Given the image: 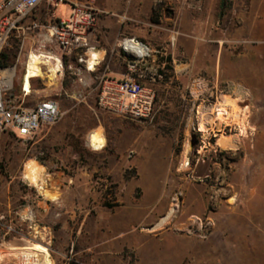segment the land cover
<instances>
[{
    "label": "rangeland",
    "instance_id": "374dc122",
    "mask_svg": "<svg viewBox=\"0 0 264 264\" xmlns=\"http://www.w3.org/2000/svg\"><path fill=\"white\" fill-rule=\"evenodd\" d=\"M220 2L183 1L201 27L185 28L178 41L167 36L180 29L175 18L157 29L148 61L158 72L166 64L160 61L170 56L173 69L153 86V121L120 116L92 97H69L65 90L73 82L67 77L46 76L36 83L26 105L56 98L63 110H75L52 125L54 132L40 145H33L38 134L24 139L7 132L0 138V264H24L21 258L40 254L45 245L53 264H103L104 246L124 238L118 233L127 227L214 234L225 244L221 264H245L246 231L256 236L264 229L257 221L264 216L259 215V209L264 213V33L245 25L246 17L261 19L250 15L251 0H226L225 8ZM60 11L66 14V4ZM20 79L21 73L15 83ZM197 80L205 84L200 94ZM225 100L233 101L226 106L231 113L246 119L244 130L240 120L218 116ZM200 106L211 121L207 128L197 123ZM224 136L238 144L223 147ZM28 164L39 170L43 187L25 178ZM42 198L51 207L47 217L36 214ZM217 217L232 222L213 232ZM51 220L55 223L47 225ZM24 241L32 247L11 252L10 246H28ZM234 241L229 251L226 245ZM245 251L250 260L257 258L254 249ZM125 253L132 264L131 252Z\"/></svg>",
    "mask_w": 264,
    "mask_h": 264
},
{
    "label": "crops",
    "instance_id": "0c3cea01",
    "mask_svg": "<svg viewBox=\"0 0 264 264\" xmlns=\"http://www.w3.org/2000/svg\"><path fill=\"white\" fill-rule=\"evenodd\" d=\"M77 1L84 3L92 1L102 11L97 26L89 33L90 42L95 46V69H87L84 63L77 62V56L75 55L73 56L74 69L67 70L58 79L67 77L69 80H72V88L65 90V94L69 97H92L97 99L99 105V98L101 93L104 92L106 85L130 75L140 77L146 87L155 91L153 86L157 85L158 79L154 77L156 73L152 71L154 65L148 59L155 51L153 40L156 37L157 29L163 28L165 21L167 22L169 19L175 18L176 26L180 28L178 31L174 30L175 33H168L167 36L170 40L171 37L172 39L176 37L175 40L178 41L180 34L185 33V28L196 31L201 27L197 16L183 5V1L185 0ZM66 6L67 11L63 16H67L70 11V5L66 4ZM45 8L46 5L43 4L38 11V17L43 20L47 18ZM249 10L251 12L250 15H257L261 19L254 21L253 18L246 17L245 25L249 27L252 33H264V0H251ZM257 16L256 18H258ZM124 38L139 41L149 52L147 58L137 61L136 72L129 65L131 55L123 48ZM135 48H138L140 52L146 51L145 48L139 45H136ZM160 68L159 66L158 71ZM61 109L63 110V108ZM71 110H75V107L63 111L64 113H69ZM53 132V126H42L36 133L38 135L33 145L47 142ZM259 198L260 196L256 201L261 205L262 199ZM47 201L44 198L39 200L38 206L40 207L36 210V214L39 212L40 215L44 214L46 217L48 216L51 207ZM50 201L52 202L54 199ZM14 210L15 208L11 205L9 209L10 214L15 213L16 211ZM27 210L29 211V208ZM259 215H264L260 209ZM260 218L257 219L258 224L260 225L261 222L264 224V216ZM231 222V218H214L213 232L217 227L220 228ZM53 223L55 222L51 220L47 222V225L52 226ZM35 226H40L37 221ZM41 227L42 229L46 228V225ZM47 228L51 232L50 226H47ZM261 231L262 233L260 232L256 236L246 231L248 244L246 246L245 243L244 249H254L257 252V258L253 257L250 260L248 251L244 250L245 264H264V229ZM121 235L125 237L121 240L110 241L104 246V250L101 251L104 259L103 264H128L129 256H127L125 251L131 252L132 264H221L220 249L222 246H225L221 240L214 239V234L202 237L174 230L157 234L127 227L119 231L118 236ZM16 241H18L16 236H13L11 243H16ZM24 242L28 246H10L11 252L19 254V252L22 253L25 249L32 247V241ZM227 247L229 251L232 248L234 249L236 242L227 244ZM30 253L31 255L21 258L24 264H42L43 256L41 252L40 254L35 252ZM248 258L249 261L247 260ZM228 264H232V260H229Z\"/></svg>",
    "mask_w": 264,
    "mask_h": 264
},
{
    "label": "built area",
    "instance_id": "2783aa9c",
    "mask_svg": "<svg viewBox=\"0 0 264 264\" xmlns=\"http://www.w3.org/2000/svg\"><path fill=\"white\" fill-rule=\"evenodd\" d=\"M43 4L47 11L45 20L38 17ZM64 4L70 5L67 16L60 14ZM101 13L92 1L0 0V138L12 132L30 139L42 126L60 122L65 113L58 99L48 98L34 105H26L25 101L36 91V83L52 74L50 66L56 68V77L63 75L74 69L76 55L77 62L84 63L87 69H95V46L90 42L89 33L97 26ZM128 41L135 45V40L124 38L123 48L131 55L129 65L136 72L137 61L147 58L149 52H135L127 47ZM41 53L48 55L40 63L45 76H34L27 85L31 56ZM19 73L21 79L16 84ZM154 77L160 79L163 74L158 71ZM155 99V91L146 87L140 77L130 75L106 85L99 103L129 119L153 121Z\"/></svg>",
    "mask_w": 264,
    "mask_h": 264
},
{
    "label": "bare ground",
    "instance_id": "6f19581e",
    "mask_svg": "<svg viewBox=\"0 0 264 264\" xmlns=\"http://www.w3.org/2000/svg\"><path fill=\"white\" fill-rule=\"evenodd\" d=\"M131 43L132 42H130V41H128L126 43L128 48H132V49L135 50V52H138L140 54H143V53L146 52V51L140 52L138 50V48L137 49L135 48L136 45H139L142 48L146 49V47L144 45H142L140 42H138L137 40H135V45H132ZM46 56L48 57V55L46 53L33 54L31 56L30 63L28 65V73H27V76H26L27 85L30 83L32 77H34V76H43L44 77L45 76V73L41 69L40 63H42L43 58H45ZM50 58H52V57H50ZM48 63H51V60H49ZM58 66L60 67V63L58 64ZM50 67L52 68V74H50V76H53V75H55L56 68L55 67L53 68L52 66H50ZM194 88L196 90V93L200 94L201 91L205 90V84H204L203 81L197 80L195 82V84H194ZM231 102H233V101L232 100L231 101L230 100H225L224 101L225 107L219 109L218 116L221 119L226 120V121L231 120L233 117L236 118L237 121L240 120L241 124L244 126L243 127V130H244L246 128V125H245V120L246 119L245 120L242 119L243 117L241 116L240 112L231 113L228 110V108L226 107V106L230 105ZM198 112H199V119H198L197 123H198L199 127L207 128L209 125H211V121H210L209 117L207 116L206 109L204 108V106H200ZM220 143L222 144L223 147H225V146H227V147L229 146L230 147V145L232 143H233V145L235 147L238 144L236 139L234 137H232V136H224L220 140ZM190 151H191V145H188L187 151H186L187 155H186V158H185V165H189L190 164V157H189L190 156L189 155ZM38 171H37V167L35 165L28 164L24 176H25V178H28L32 182H34V184H37V185L41 186V184L39 183V173H38ZM41 187H43V186H41ZM173 216H174V214L171 213L169 221H170V219L173 218ZM167 220H168V217H165V218L162 219V221H164V222L167 221ZM41 254L43 256L42 264H53V260L51 259L50 252L48 251V249L45 246L43 247V250L41 251Z\"/></svg>",
    "mask_w": 264,
    "mask_h": 264
},
{
    "label": "trees",
    "instance_id": "16d2710c",
    "mask_svg": "<svg viewBox=\"0 0 264 264\" xmlns=\"http://www.w3.org/2000/svg\"><path fill=\"white\" fill-rule=\"evenodd\" d=\"M225 4H226V0H222V2H221L222 8H225ZM155 20H158V19H155ZM160 62L161 63L166 62V64L164 65L163 68L162 67L160 68L159 72L162 74H165L167 76V78H169L165 70H172L173 69L172 58L170 56H167L164 59H162ZM107 204H108V206H114L110 203H107Z\"/></svg>",
    "mask_w": 264,
    "mask_h": 264
}]
</instances>
